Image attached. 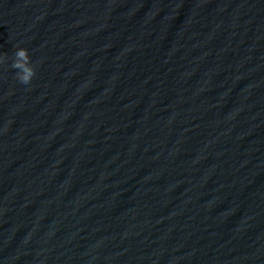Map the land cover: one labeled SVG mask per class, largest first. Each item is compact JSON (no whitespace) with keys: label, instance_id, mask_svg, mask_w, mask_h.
<instances>
[{"label":"water","instance_id":"1","mask_svg":"<svg viewBox=\"0 0 264 264\" xmlns=\"http://www.w3.org/2000/svg\"><path fill=\"white\" fill-rule=\"evenodd\" d=\"M92 264H264V94L167 200Z\"/></svg>","mask_w":264,"mask_h":264},{"label":"clouds","instance_id":"2","mask_svg":"<svg viewBox=\"0 0 264 264\" xmlns=\"http://www.w3.org/2000/svg\"><path fill=\"white\" fill-rule=\"evenodd\" d=\"M7 57L0 56V64L6 61ZM11 67L16 71V79L22 85H29L36 75V69L31 62L28 49L18 47L14 53Z\"/></svg>","mask_w":264,"mask_h":264}]
</instances>
